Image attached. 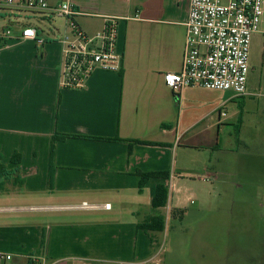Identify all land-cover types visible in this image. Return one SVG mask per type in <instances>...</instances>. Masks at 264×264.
Segmentation results:
<instances>
[{"label": "crops", "instance_id": "0c3cea01", "mask_svg": "<svg viewBox=\"0 0 264 264\" xmlns=\"http://www.w3.org/2000/svg\"><path fill=\"white\" fill-rule=\"evenodd\" d=\"M6 1L0 153L8 171L20 169L0 185V251L14 255L8 264L42 263L32 257L46 264H171L165 230L139 228L156 214L161 184L169 189V212L159 211L188 220L187 264H264V84L248 83L246 96L202 87L174 96L163 74L182 68L189 0H48L72 3L75 22L90 35L106 18L118 22L120 70L97 68L73 89L59 86L67 20L57 34L41 25L57 16L31 15L21 0ZM28 26L43 42L20 38ZM8 29L12 35L3 36ZM252 44L264 66V17ZM56 133L72 137L54 144L50 189ZM116 137L153 144L130 152L126 142L93 139ZM16 153L20 164L12 162ZM139 172L169 176L151 178L140 192ZM212 236L238 237L235 255L213 251ZM239 237H249L248 245Z\"/></svg>", "mask_w": 264, "mask_h": 264}, {"label": "built area", "instance_id": "2783aa9c", "mask_svg": "<svg viewBox=\"0 0 264 264\" xmlns=\"http://www.w3.org/2000/svg\"><path fill=\"white\" fill-rule=\"evenodd\" d=\"M13 2L7 0L6 4ZM21 4L28 11L63 17L68 22L70 33L60 40L63 48L61 89L82 87L97 68L120 70L122 56L116 51L117 19L106 18L103 30L90 35L75 22L79 11L68 1L51 5L48 0H21ZM263 17L264 0H189L182 68L163 74L165 85L179 100L182 92L191 87L249 95L251 44ZM11 35L9 29L3 33L5 37ZM20 38L38 40L37 30L25 27ZM220 116H226V112L220 111ZM13 258L14 255L0 251V264H8ZM32 258L46 264L42 258Z\"/></svg>", "mask_w": 264, "mask_h": 264}, {"label": "rangeland", "instance_id": "374dc122", "mask_svg": "<svg viewBox=\"0 0 264 264\" xmlns=\"http://www.w3.org/2000/svg\"><path fill=\"white\" fill-rule=\"evenodd\" d=\"M31 14V11H27ZM8 13V10L0 9V32L5 30V27L10 25L8 24L10 21L9 17H4ZM36 14V13H34ZM32 15V14H31ZM24 16V15H23ZM27 16V14L25 15ZM22 23H26L23 21ZM41 25L46 29L54 30L57 34L60 33L61 35L64 34L65 31V19L62 17H56L53 21H46L45 23H41ZM263 60V53L257 45L252 44L251 51H250V71L248 74V83L253 84H264V66L261 65ZM208 155H201L199 156L200 160L205 159ZM201 187V183L196 184V186ZM230 205H218L217 203L212 205V208H223L224 210H229ZM191 207V206H190ZM231 210H234V206L231 207ZM187 223L188 220L180 219L179 217H173L169 214L166 218V225L165 231L161 238L162 241L165 242V246L167 251L169 252L171 258V264H187V255H186V246H187ZM210 238L211 247L214 250H219L220 253H223V249L228 250V256H234V248L235 242L238 241V237L235 236H224V237H217L212 236ZM244 241L242 246H247L249 243V237H239ZM232 250V252H230ZM177 256L174 257L173 254ZM248 253V252H247ZM257 254V252H249V254ZM213 260V259H212Z\"/></svg>", "mask_w": 264, "mask_h": 264}, {"label": "trees", "instance_id": "16d2710c", "mask_svg": "<svg viewBox=\"0 0 264 264\" xmlns=\"http://www.w3.org/2000/svg\"><path fill=\"white\" fill-rule=\"evenodd\" d=\"M42 56V55H41ZM72 137L70 135H62L59 133H56L53 138V144H52V151H51V174L49 178V187L50 189H53V180H54V170H53V164H52V158L54 155V144L57 140L66 139ZM96 140H105V141H123L128 143L129 151L131 152L133 147L138 144H153L152 142L143 141V140H129V139H121V138H110V139H103V138H93ZM12 162L15 164H20L21 162V156L20 154L16 153L12 159ZM20 173V169L16 168L12 171H8L5 166L2 164V155L0 153V185L5 186V184L8 181H11L14 176L18 175ZM140 176V184H139V191L142 192L145 188L146 184L151 178L157 177V178H168L169 173L167 172H139ZM15 179V178H14ZM23 183H20V186H22ZM169 199V189L161 184L158 185L156 188L155 196L152 201V207L156 211V214L151 217L148 221L143 223L142 225H139L140 229H143L148 234L150 232H163L165 230L166 225V215L165 213L159 211V209L165 208L167 206ZM42 245H45V237H43ZM30 264V262H29Z\"/></svg>", "mask_w": 264, "mask_h": 264}]
</instances>
